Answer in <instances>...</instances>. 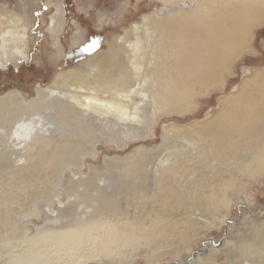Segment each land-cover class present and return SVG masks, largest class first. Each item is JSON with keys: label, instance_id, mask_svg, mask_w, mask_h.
Segmentation results:
<instances>
[{"label": "bare ground", "instance_id": "obj_1", "mask_svg": "<svg viewBox=\"0 0 264 264\" xmlns=\"http://www.w3.org/2000/svg\"><path fill=\"white\" fill-rule=\"evenodd\" d=\"M161 1L193 5L143 14L107 52L57 72L35 97L17 89L0 96V264L149 263L226 230L237 184L264 175L262 66L219 98L211 118L170 123L161 145L106 156L104 169L91 164L87 174L71 176L66 202L47 213L37 238L19 232L24 217L59 200L66 169L98 156L97 142L122 149L151 136L162 114L191 110L198 96L235 75L241 54L256 51L264 0ZM62 12L57 7L48 25L58 47ZM30 32L22 14L0 10V69L31 59ZM253 231L236 248L237 264H261L264 222Z\"/></svg>", "mask_w": 264, "mask_h": 264}, {"label": "rangeland", "instance_id": "obj_2", "mask_svg": "<svg viewBox=\"0 0 264 264\" xmlns=\"http://www.w3.org/2000/svg\"><path fill=\"white\" fill-rule=\"evenodd\" d=\"M189 5L193 4L187 2L165 5L161 0H0V10L13 9L27 19L31 28L32 54L29 61H22L18 66L11 64L6 70L0 69V96L17 89L27 98L35 97L36 87L49 85L57 72L71 67L84 68L83 64L89 57L107 52L114 37L122 34L124 28L129 27L132 22L141 21L143 14L154 11L166 13ZM57 7L63 11L62 24L57 29L60 47L55 45L48 29L50 17L56 13ZM77 38L81 42L74 46L73 42ZM252 40L256 51L246 50L241 54L233 64L235 75L227 77L223 86L211 89L205 96H198L195 107L188 112L177 114L169 110L160 116L154 134L130 142L122 149L116 148L111 141L97 142L98 156L86 157L85 165L81 168L66 169L63 183L58 187L61 193L59 200L43 207L38 216L29 214L24 217L17 223L19 232L25 231L28 239L35 240L36 227L44 224L47 213L55 214L59 205L66 202L65 185L68 179L74 175L87 174L91 164L104 169L106 156L124 158L139 146L153 148L161 145L163 127L170 123L187 125L192 121L211 118L218 110L219 98L234 90L253 67L264 66V26L255 30ZM87 44L89 49L80 52ZM231 198L232 206L225 224L228 226L226 230L212 229L204 237L192 240L185 247L161 251L149 263L136 258L118 264H196L197 261L200 264H237V260L242 261L239 259L237 246L242 241L251 240L257 223L264 222V175L246 183H238ZM20 211L21 208H18L13 213L19 215ZM195 254L197 256L194 257ZM262 254L261 264L264 261V253ZM191 258L193 260L189 261ZM253 263L255 262L244 264ZM96 264L107 263L100 259Z\"/></svg>", "mask_w": 264, "mask_h": 264}, {"label": "flooded vegetation", "instance_id": "obj_3", "mask_svg": "<svg viewBox=\"0 0 264 264\" xmlns=\"http://www.w3.org/2000/svg\"><path fill=\"white\" fill-rule=\"evenodd\" d=\"M88 47H90L89 44H87L84 48H82V49L80 50V52L89 49Z\"/></svg>", "mask_w": 264, "mask_h": 264}]
</instances>
